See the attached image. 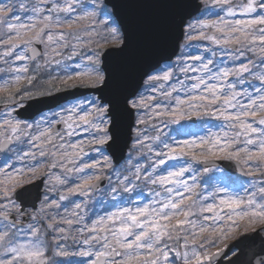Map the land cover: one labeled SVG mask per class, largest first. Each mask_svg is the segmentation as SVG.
<instances>
[{
  "label": "snow or ice",
  "instance_id": "6c2138e0",
  "mask_svg": "<svg viewBox=\"0 0 264 264\" xmlns=\"http://www.w3.org/2000/svg\"><path fill=\"white\" fill-rule=\"evenodd\" d=\"M151 5L162 14L134 16L144 0H0V264H264V0ZM169 17L191 51L144 68ZM204 117L218 130L187 126ZM92 201L113 210L89 217Z\"/></svg>",
  "mask_w": 264,
  "mask_h": 264
},
{
  "label": "water",
  "instance_id": "95a60500",
  "mask_svg": "<svg viewBox=\"0 0 264 264\" xmlns=\"http://www.w3.org/2000/svg\"><path fill=\"white\" fill-rule=\"evenodd\" d=\"M132 14L134 16H139L142 18H156L160 16L163 12L162 9L153 7L151 5V0H144V6L132 9ZM182 14V13H181ZM164 35L162 39H154L152 44L148 46L147 51L143 55L141 59V64L144 68H151L153 66H158L163 60H171L175 53L179 49L180 40L183 37V26L179 30H176L174 27V23L169 17L164 22ZM135 39V37H134ZM38 48H41V45H36ZM139 81V86L142 85L143 79L137 77ZM135 86V85H134ZM140 87L138 88V90ZM89 90L78 88L74 92L70 91H61L56 93L54 96H46L36 100H29L26 104L29 105L27 112L21 110L22 115H26L28 113L41 111L50 107H54L58 105V103L67 100L70 97L78 96L80 94L88 93ZM1 107V106H0ZM133 120V118H132ZM134 123V120H133ZM130 143V142H129ZM126 151V150H125ZM218 165H223L226 169L230 170L232 173L244 177V175L240 172V169L235 165H229L227 161H216ZM42 183L40 180L31 182L28 187L31 189L33 193L39 191L42 192L41 188ZM234 242L231 241L227 245H231ZM220 264H226V260H221Z\"/></svg>",
  "mask_w": 264,
  "mask_h": 264
},
{
  "label": "rangeland",
  "instance_id": "374dc122",
  "mask_svg": "<svg viewBox=\"0 0 264 264\" xmlns=\"http://www.w3.org/2000/svg\"><path fill=\"white\" fill-rule=\"evenodd\" d=\"M61 2H62V0H61ZM197 15H199L200 16V18H202V19H212V18H215V17H213V16H211L210 14H208V13H204V12H201V13H198ZM185 36H184V38H183V40L181 41V46H180V49H179V51H178V55L176 56V57H174V59L172 60V61H175L176 59H177V57H179V56H181V54L182 53H187V52H189V51H191V49H189V48H185V47H183V45H185ZM197 43H199V44H207V42H203V41H199V42H197V41H193V44H197ZM209 47H214V45H208ZM205 55H210V53H205ZM219 62V61H218ZM168 62H164L161 66H165L166 64H167ZM0 83H3V80H0ZM143 85H144V83H143ZM143 85H142V87H141V90H140V92H144V87H143ZM73 102V99H70V100H68L66 103H72ZM63 104H65V103H63ZM63 104H61V105H63ZM58 110V107H56V108H53V109H50V110H47L46 112H49V111H57ZM7 110H4V112H6ZM4 112H2V113H4ZM2 118L3 117H0V120H2ZM204 118H206V119H204ZM203 119H196L195 121H196V123H198L199 121H204L205 123L203 124V125H201V126H198V127H196V126H194V124L192 123V122H188V124H187V126L192 130V131H200V132H203V130L204 129H206V128H208V127H211L212 128V130L213 131H217L218 130V128L216 127L218 124H219V121L218 120H216V119H214V118H211V117H204ZM134 120H135V118H134ZM173 127H175V126H171L170 128H168V129H166V131H171L172 130V128ZM82 137H80V136H78V137H74L73 139H81ZM25 147V149L27 148V145H25L24 146ZM91 147H100V146H96V145H93V146H91ZM4 154L3 153H0V163H2L3 162V160H4ZM92 158H96V159H99L100 158V153H97V152H92L91 154H90V156L89 157H85V159L86 160H91ZM15 158L13 157V160H14ZM11 162H13L12 160H10L9 161V163H11ZM172 163H175V162H172ZM20 165L17 163V167H19ZM223 168V167H222ZM224 169V168H223ZM225 170V169H224ZM225 172L226 173H228V174H230V175H232L230 172H228L227 170H225ZM210 175H212V174H210ZM234 176V175H233ZM234 177H236V176H234ZM2 179H5L3 176H0V181H2ZM19 179H24V177H19ZM250 178L248 177V178H246V179H244V180H239L241 183H243V182H245V181H247V180H249ZM203 187H205V185H202V188ZM44 189V188H43ZM45 190V189H44ZM234 191H239V189L238 188H234L233 189ZM81 199H83L82 197H80L79 195H72V196H70L69 197V200H71V201H76V202H79ZM65 203H67V201L65 202ZM92 203H94V201H92V202H90V205L92 204ZM90 205H89V209H88V213H87V215L89 216L90 215V211H91V208H90ZM60 211H61V213H63V209H60ZM240 233V231L238 230L236 233H235V235L237 236L238 234ZM229 240H231V239H224L223 240V242L219 245L220 247H223ZM213 251L215 250V249H212Z\"/></svg>",
  "mask_w": 264,
  "mask_h": 264
},
{
  "label": "trees",
  "instance_id": "16d2710c",
  "mask_svg": "<svg viewBox=\"0 0 264 264\" xmlns=\"http://www.w3.org/2000/svg\"><path fill=\"white\" fill-rule=\"evenodd\" d=\"M147 191V189H145V192ZM111 201H105L104 203L101 204H97L94 203L90 208H92L91 211V217L96 216V215H102L103 214V210L104 209H108V210H113V204H111Z\"/></svg>",
  "mask_w": 264,
  "mask_h": 264
}]
</instances>
